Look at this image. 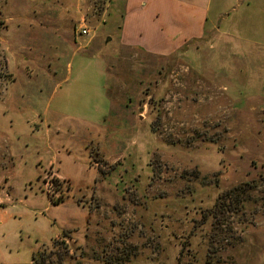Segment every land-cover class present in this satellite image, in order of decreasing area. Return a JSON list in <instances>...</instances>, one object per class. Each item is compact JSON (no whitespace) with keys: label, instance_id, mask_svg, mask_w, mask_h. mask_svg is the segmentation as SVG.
Masks as SVG:
<instances>
[{"label":"rangeland","instance_id":"rangeland-1","mask_svg":"<svg viewBox=\"0 0 264 264\" xmlns=\"http://www.w3.org/2000/svg\"><path fill=\"white\" fill-rule=\"evenodd\" d=\"M110 1L84 0L74 37L76 0H0V264L62 231L65 264H264V87L244 80L264 51L245 31L122 48Z\"/></svg>","mask_w":264,"mask_h":264},{"label":"crops","instance_id":"crops-1","mask_svg":"<svg viewBox=\"0 0 264 264\" xmlns=\"http://www.w3.org/2000/svg\"><path fill=\"white\" fill-rule=\"evenodd\" d=\"M121 1V19L117 24L119 47L134 49L153 57H166L191 42L203 39L207 33L228 37L229 32L245 31L253 33L252 39L247 42L248 45L258 50L259 56L260 51H264V0H239L241 4H238V8L241 10L238 11V17L233 20L226 18L224 26L221 24V19L223 23L222 17L232 0ZM83 2L84 0H76L74 9H67L63 13L66 16L64 26L72 28L74 37L75 34L78 35L79 25L85 21L86 11ZM108 2L110 6L111 1L108 0ZM106 8L107 5L102 15ZM86 10H89V7ZM56 18L57 13L45 11L43 17H40L37 22L39 26L45 22L55 24ZM54 31L64 30L57 28ZM80 63L85 64L83 61ZM256 68L260 75L251 74L245 76L244 80H261L263 81L261 86L264 87V66L260 64V67ZM238 71L239 74H243L244 68ZM241 77L238 75L236 79ZM106 100L109 103L107 94ZM5 159L6 163L11 160L9 157Z\"/></svg>","mask_w":264,"mask_h":264},{"label":"trees","instance_id":"trees-1","mask_svg":"<svg viewBox=\"0 0 264 264\" xmlns=\"http://www.w3.org/2000/svg\"><path fill=\"white\" fill-rule=\"evenodd\" d=\"M60 241H53L50 249L40 248L34 252L31 256L30 264H65L67 257L72 258L68 255V247L66 246L65 239H70V233L68 231L61 232Z\"/></svg>","mask_w":264,"mask_h":264},{"label":"built area","instance_id":"built-area-1","mask_svg":"<svg viewBox=\"0 0 264 264\" xmlns=\"http://www.w3.org/2000/svg\"><path fill=\"white\" fill-rule=\"evenodd\" d=\"M92 31L94 30L87 28L84 23H81L78 27V35L80 36H87L90 33H92ZM55 183L56 181L53 178H51L50 180L46 181L43 184L45 194L48 197L49 201L50 199L54 198L52 187L55 185Z\"/></svg>","mask_w":264,"mask_h":264}]
</instances>
